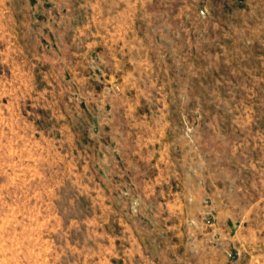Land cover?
<instances>
[{"label": "rangeland", "instance_id": "1", "mask_svg": "<svg viewBox=\"0 0 264 264\" xmlns=\"http://www.w3.org/2000/svg\"><path fill=\"white\" fill-rule=\"evenodd\" d=\"M0 264H264V0H0Z\"/></svg>", "mask_w": 264, "mask_h": 264}]
</instances>
